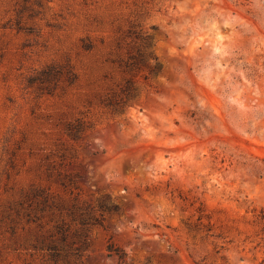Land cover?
I'll return each mask as SVG.
<instances>
[{
  "label": "rangeland",
  "instance_id": "obj_1",
  "mask_svg": "<svg viewBox=\"0 0 264 264\" xmlns=\"http://www.w3.org/2000/svg\"><path fill=\"white\" fill-rule=\"evenodd\" d=\"M74 205L103 225L54 261L35 242ZM109 244L264 264V0H0V264H120Z\"/></svg>",
  "mask_w": 264,
  "mask_h": 264
},
{
  "label": "trees",
  "instance_id": "obj_2",
  "mask_svg": "<svg viewBox=\"0 0 264 264\" xmlns=\"http://www.w3.org/2000/svg\"><path fill=\"white\" fill-rule=\"evenodd\" d=\"M139 37H141L142 40L145 41L143 42V47H147L146 40L148 39V35H140ZM152 58L155 59L156 57ZM43 193L44 190L40 188H34V190H32L31 198L29 199L27 205L28 212L26 213V215L28 216V219H32L33 217H35L37 211L43 210V207L48 200V195L42 196ZM99 206L102 209H110L112 207L105 203H99ZM113 207L115 208V206ZM78 209L79 207L77 205L72 206V208L70 209L71 215L73 217L75 215L78 217V223L81 226L79 229L75 230L72 237L68 235V228H64L65 222L62 221L55 224L53 230L49 232L47 236V243H45L44 240L35 242V246L45 248L48 251L49 256L54 261H57L60 257L66 258V256L69 254H72L75 257H79L81 255L83 247L86 244V233L82 227L89 224L103 225L102 219L100 217L90 214L86 216L82 212H79ZM107 250L109 253H114L117 256L120 264H126V251H124L123 249L120 250L117 247H114V245L112 244H109L107 246ZM62 264H67V261Z\"/></svg>",
  "mask_w": 264,
  "mask_h": 264
}]
</instances>
